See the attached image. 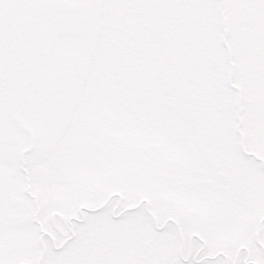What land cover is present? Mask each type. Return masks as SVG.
<instances>
[{
    "label": "snow or ice",
    "instance_id": "obj_1",
    "mask_svg": "<svg viewBox=\"0 0 264 264\" xmlns=\"http://www.w3.org/2000/svg\"><path fill=\"white\" fill-rule=\"evenodd\" d=\"M0 264H264V0H0Z\"/></svg>",
    "mask_w": 264,
    "mask_h": 264
}]
</instances>
